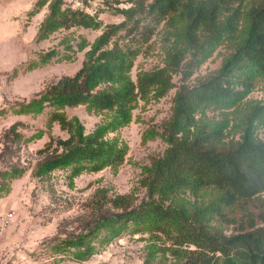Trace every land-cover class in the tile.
Segmentation results:
<instances>
[{
	"label": "rangeland",
	"instance_id": "1",
	"mask_svg": "<svg viewBox=\"0 0 264 264\" xmlns=\"http://www.w3.org/2000/svg\"><path fill=\"white\" fill-rule=\"evenodd\" d=\"M131 0H61L59 10L66 14L79 12L98 25L59 27L43 30L49 15L51 0H0V217L12 212L13 218L0 237V264H175L176 232L156 231L129 223L124 231L108 243L93 241L95 251L85 261L74 258V250L63 240L81 232L94 217L90 201L100 192L108 197L130 195L134 205L147 201L142 185L145 169L160 158L167 148L162 129L172 114L173 98L180 87H194L216 74L242 39L246 11L261 0H245L239 6L237 29L210 46L205 56L192 60L193 50L186 48L185 21L169 14L154 25L150 18L141 21L129 36L137 54L128 76L167 69L173 54L184 49L179 66L168 67L170 87L158 96L152 88L143 100H137L130 122L107 139L116 138L126 147L122 163L98 172H82L69 179L66 170H54L49 175L36 176L35 167L44 158L39 154L49 138L65 139L68 134L57 122L49 121L52 112L65 118H76L84 134L108 121L110 112L87 110L85 106L44 107L40 113L21 111L24 104L37 98L63 76H73L85 60V54L95 39L110 25L123 20L120 10ZM237 6V5H235ZM147 32L148 37L143 40ZM205 34L199 39L203 41ZM253 106L264 108V75L253 80L246 97L227 109L206 106L195 112L199 125L210 121H228L217 150L239 141L241 123ZM19 133L16 140L9 129ZM253 136H264V115L253 123ZM218 194L205 189L198 193L187 190L161 199L164 208H186L188 214L208 205ZM243 204V205H242ZM223 218L211 213L208 218L192 220L208 233L225 236L238 232V220L250 214L257 226L264 224V191L247 202L221 209ZM235 220V223H231ZM186 248V247H185ZM187 249H193L189 246Z\"/></svg>",
	"mask_w": 264,
	"mask_h": 264
},
{
	"label": "trees",
	"instance_id": "2",
	"mask_svg": "<svg viewBox=\"0 0 264 264\" xmlns=\"http://www.w3.org/2000/svg\"><path fill=\"white\" fill-rule=\"evenodd\" d=\"M61 0H51L49 15L43 30L59 27H96L98 24L79 12L68 14L59 10ZM245 0H131L130 6L120 10L123 20L108 26L92 43L85 60L73 76H63L37 98L24 104L21 111L40 113L44 107L85 106L87 110L110 112L108 121L84 134L76 118L67 119L62 113L52 112L49 121L57 122L67 132L65 139L49 138L39 154L44 158L36 165L35 175H49L54 170H66L69 179L82 172H98L120 165L126 154L125 145L116 138L107 139L109 131L127 125L136 108L156 89L158 96L170 87L168 67L179 66L184 49L171 57L167 69L138 75L136 81L128 76L132 60L137 54L129 36L142 20L150 18L154 25L174 14L185 21L186 48L205 56L210 46L224 35L237 29L239 6ZM237 5V6H235ZM242 39L220 70L194 87H180L173 98L172 114L162 129L167 144L163 155L145 169L142 185L148 200L134 205L130 195L106 196L100 192L90 201L94 217L81 232L64 238L63 244L74 250V258L85 261L95 251L93 244L108 243L124 231L129 223L148 229L176 232L173 252L182 261L175 264H264V224L257 226L250 214L238 220V232L225 236L208 233L192 220L215 213L223 218L221 209L251 200L264 191V136H253V123L261 120L264 108L253 106L241 123L239 141L217 150L214 143L221 141L228 121H210L199 125L195 112L206 106L227 109L243 100L256 77L264 75V0L246 11ZM205 34L204 40L199 41ZM150 32H147L148 37ZM9 129L14 138L19 133ZM217 190V196L206 206L188 214L186 208H164L152 199L157 195L168 199L180 191L193 194L201 190ZM243 205V204H242ZM192 220H190L191 218ZM190 218V219H189ZM231 223H235L232 220ZM189 245L193 249L185 248Z\"/></svg>",
	"mask_w": 264,
	"mask_h": 264
},
{
	"label": "built area",
	"instance_id": "3",
	"mask_svg": "<svg viewBox=\"0 0 264 264\" xmlns=\"http://www.w3.org/2000/svg\"><path fill=\"white\" fill-rule=\"evenodd\" d=\"M12 218H13L12 212L0 217V237L2 236L4 228H6L9 225Z\"/></svg>",
	"mask_w": 264,
	"mask_h": 264
},
{
	"label": "water",
	"instance_id": "4",
	"mask_svg": "<svg viewBox=\"0 0 264 264\" xmlns=\"http://www.w3.org/2000/svg\"><path fill=\"white\" fill-rule=\"evenodd\" d=\"M186 248H189V245H185Z\"/></svg>",
	"mask_w": 264,
	"mask_h": 264
}]
</instances>
